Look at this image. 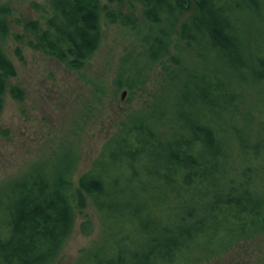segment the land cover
Segmentation results:
<instances>
[{
    "label": "trees",
    "instance_id": "16d2710c",
    "mask_svg": "<svg viewBox=\"0 0 264 264\" xmlns=\"http://www.w3.org/2000/svg\"><path fill=\"white\" fill-rule=\"evenodd\" d=\"M130 1L143 7L145 24L115 85L133 89L154 64L172 67L161 92L126 115L78 179L77 207L86 195L102 223L81 264H202L264 235V116L247 106L249 87L264 85V0ZM100 9V0H50L44 28L24 24L28 44L81 68L100 41ZM9 15L0 5V111L15 75L4 51ZM13 39L21 58L23 36ZM76 161V148L63 145L0 191V264L58 258L74 223Z\"/></svg>",
    "mask_w": 264,
    "mask_h": 264
},
{
    "label": "rangeland",
    "instance_id": "374dc122",
    "mask_svg": "<svg viewBox=\"0 0 264 264\" xmlns=\"http://www.w3.org/2000/svg\"><path fill=\"white\" fill-rule=\"evenodd\" d=\"M0 5L10 9L4 51L15 67L0 111V191L22 177L36 161L53 156L61 146L70 144L76 148L77 161L71 177L74 223L60 255L52 264H81L101 239L102 223L99 212L86 195L85 207H77L74 193L79 189L78 179L90 169L126 115L142 110L161 92V84L172 66L164 68L163 63L154 64L146 80L133 89L115 85L121 60L127 54L135 58L139 50L140 29L145 19L143 7L135 1L100 0V41L78 69L68 68L28 44L29 40L34 42V38L24 29V24L37 20L44 28L50 0H0ZM110 11L128 16L130 23L123 24L118 18L112 22L107 16ZM260 25L264 27V19ZM253 32H258L256 26ZM15 33L23 36L21 58L14 51ZM175 40L173 37V43ZM262 45L264 48V40ZM175 53L171 46V54ZM181 61L183 63V57ZM10 86L21 89L19 98L13 97ZM251 105L255 109H251L253 115L257 112V116H264V85L249 87L247 106ZM259 107L263 115L259 114ZM85 222L88 229L84 232L82 224ZM263 260L264 235L202 264H260Z\"/></svg>",
    "mask_w": 264,
    "mask_h": 264
}]
</instances>
